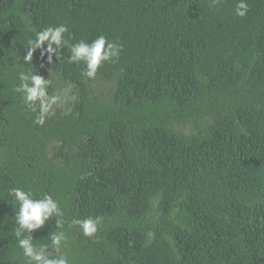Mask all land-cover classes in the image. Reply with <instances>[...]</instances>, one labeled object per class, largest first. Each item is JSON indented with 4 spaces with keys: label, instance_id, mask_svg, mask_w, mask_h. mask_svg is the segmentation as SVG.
<instances>
[{
    "label": "trees",
    "instance_id": "trees-1",
    "mask_svg": "<svg viewBox=\"0 0 264 264\" xmlns=\"http://www.w3.org/2000/svg\"><path fill=\"white\" fill-rule=\"evenodd\" d=\"M237 2L0 0V264H28V235L69 264H264V0ZM59 25L56 53L25 61ZM100 35L122 49L89 79L71 45ZM21 72L74 100L36 124ZM12 188L63 215L22 228Z\"/></svg>",
    "mask_w": 264,
    "mask_h": 264
},
{
    "label": "clouds",
    "instance_id": "clouds-1",
    "mask_svg": "<svg viewBox=\"0 0 264 264\" xmlns=\"http://www.w3.org/2000/svg\"><path fill=\"white\" fill-rule=\"evenodd\" d=\"M248 11V5L245 0H238L236 5V15L243 17ZM66 25L56 27H48L36 33L35 40H29V49L24 57L25 61H31L33 52L37 48H42L45 41H48L47 49L49 55L56 53L57 49L52 47V44L59 46L62 42V34L67 32ZM122 45L109 41L104 35L98 36L91 43L79 41L71 45L70 62L79 63L83 61L86 64V69L83 75L89 79H94L97 75L99 67L103 62L111 60L114 57H119ZM19 79L21 83L16 87V91L22 94V99L28 108L35 112L36 102L39 101V114L35 119V123L43 125L46 114L50 112L53 104L57 103L59 97L50 96L47 92L48 86L52 83L49 79H44L39 74L31 77V85L26 83L27 77L24 72L20 73ZM10 194L19 203V211L16 213V222L22 228H27L31 231L34 228L44 225L50 217L62 216L63 213L58 209V202L50 195L45 194L42 198H33L31 192H26L21 188H12ZM103 217L86 218L83 220H74L73 224L81 226L85 236H92L97 231V226L102 222ZM63 222L57 220V227L62 228ZM17 236L20 235L18 229L15 230ZM66 240V235L63 231L55 232L51 235V243L54 248H59L62 241ZM18 246L23 249V254L28 258V264L37 262V264H69L67 257H50L43 250L45 246L37 247L33 244V237L28 235L25 239L18 240Z\"/></svg>",
    "mask_w": 264,
    "mask_h": 264
},
{
    "label": "rangeland",
    "instance_id": "rangeland-1",
    "mask_svg": "<svg viewBox=\"0 0 264 264\" xmlns=\"http://www.w3.org/2000/svg\"><path fill=\"white\" fill-rule=\"evenodd\" d=\"M68 99L74 100V97L71 95V88L65 90L64 93L60 96L57 103L52 105L50 113H52L57 107H65Z\"/></svg>",
    "mask_w": 264,
    "mask_h": 264
}]
</instances>
